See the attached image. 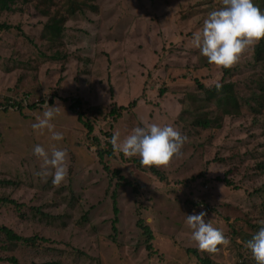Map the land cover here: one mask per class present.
Instances as JSON below:
<instances>
[{
  "label": "rangeland",
  "instance_id": "rangeland-1",
  "mask_svg": "<svg viewBox=\"0 0 264 264\" xmlns=\"http://www.w3.org/2000/svg\"><path fill=\"white\" fill-rule=\"evenodd\" d=\"M253 2L264 11L263 0ZM88 4L97 12L76 13L64 25L63 65L48 60L52 52L39 40L45 19L34 6L20 2L14 13L0 14V23L21 25L26 36L18 38L14 28L0 33V181L13 182L0 187V198L17 205L0 204V226L36 238L32 245L10 243L0 232V264L8 258L19 264H255L244 242L263 221L264 113L255 117L243 99L255 94L264 77V63L254 61L264 39L222 79L223 67L208 63L192 41L221 0ZM217 84L227 90L234 85L240 116L224 118L220 128L193 127L195 115L215 112L199 85ZM6 99L21 111L3 112ZM69 99L83 106L71 112ZM49 101L58 107L52 122L63 134L59 142L31 127ZM131 102L134 107L113 121L110 110ZM142 122L173 126L187 137L183 154L167 166L149 167L114 149L99 163L97 153L110 151L109 134L123 139ZM84 124L92 127L90 135ZM37 144L49 157L53 147L66 150L68 175L61 184H52L51 168L33 154ZM201 211L229 240L212 254L198 249L185 223V215ZM139 220L153 234V253L145 249Z\"/></svg>",
  "mask_w": 264,
  "mask_h": 264
},
{
  "label": "clouds",
  "instance_id": "clouds-1",
  "mask_svg": "<svg viewBox=\"0 0 264 264\" xmlns=\"http://www.w3.org/2000/svg\"><path fill=\"white\" fill-rule=\"evenodd\" d=\"M261 39H264V11L253 0H221V6L208 13L203 20L202 29L192 37L193 46L199 49L207 62L223 68L236 64L245 50ZM219 87L217 84V88ZM75 100L78 99H69L70 111L74 103L72 101ZM51 103H46V110L36 118L31 127L35 134L41 135L47 131L52 141L59 142L63 134L54 130L52 122L58 115V107L49 106ZM13 108L18 111V105L10 101L6 109ZM73 111L74 109L71 112ZM186 140L187 137L171 125L142 122L141 126L134 127L123 139L114 134L111 143L123 156L139 157L141 165L159 167L167 166L174 158L181 156ZM33 154L51 168L53 185L66 180L68 169L65 149L53 147L49 157L44 148L37 144L33 147ZM43 174H49L47 168ZM205 215L203 211L185 215V223L191 230V239L198 249L212 254L219 250L218 245H227L229 240L219 228L205 221ZM260 225L251 238L244 242L255 264H264V221H260Z\"/></svg>",
  "mask_w": 264,
  "mask_h": 264
},
{
  "label": "trees",
  "instance_id": "trees-1",
  "mask_svg": "<svg viewBox=\"0 0 264 264\" xmlns=\"http://www.w3.org/2000/svg\"><path fill=\"white\" fill-rule=\"evenodd\" d=\"M58 0H0V14L3 13H14L16 11L15 7L21 2V5H32L34 6V9L37 11V14L39 17L44 18L45 22L42 25V30L39 36L40 42H45L47 44V49L49 52H52V56L48 58V60L54 61L56 63H65V60L67 58V47L64 45L62 41V34L64 32V25L67 22L69 18H71L76 13H83L85 10H91L93 12H97V7L90 6L88 4V1L91 0H64V2L60 3L57 2ZM264 4V0H263ZM95 7V8H94ZM20 11V10H17ZM11 28L15 29V32L17 33V37H21V39H26V36L24 35V32L22 30L21 25H17L15 27H11L7 23H0V33L1 32H9ZM260 44V43H259ZM258 44V45H259ZM60 48L62 50L60 51ZM254 61L256 64L264 63V49L262 46H256L254 49ZM44 54L41 56L43 57ZM45 56V55H44ZM46 57V56H45ZM35 61V60H34ZM36 63V62H35ZM16 68L20 67L21 65L15 64ZM61 65V66H62ZM33 68V67H32ZM14 69V68H12ZM223 72V78L225 77H231L232 72L230 71V68H222ZM232 85V86H231ZM230 89L227 90V86H222L221 88H213L209 89L203 86L199 85V88L202 90V95L204 96V100L210 104L215 106V112H204L203 114L195 115L192 126L195 128H199L201 130H207L210 128H220L221 123L224 120V118L228 117H239L241 114V106L239 103V96L234 93V85L231 84ZM217 87V86H216ZM225 89V90H224ZM259 93L260 96L256 97ZM55 93L53 97H55ZM262 96V98H261ZM264 77L261 75L258 78V81L256 83V91L255 94L251 97H247L243 99V103L246 107L251 109V113L258 117L260 114L264 113ZM208 99V100H206ZM64 100V99H62ZM10 100L6 99L3 103H1V106L4 108L3 112H8L6 109ZM74 102L71 105V109L75 108H81L83 106V103L80 100L72 101ZM251 102L253 104H251ZM16 103V102H15ZM43 102L41 101V104ZM51 103V102H50ZM14 104V102H13ZM34 108L35 105L29 106V108ZM129 107H134V102H131L128 104V106H118L114 107L110 110L109 116L113 119H117L120 116V113L122 111H125ZM18 111H21V108L18 106ZM80 120V117H79ZM256 122H259L257 120ZM84 126L87 129V133L90 135L93 131L92 127L88 124H84ZM108 138H112V135H108ZM110 151H99L97 153L99 163H101V160L103 159L104 153H107V156H111L112 152L114 151V148L112 144H108ZM138 163V162H137ZM104 169L107 171L108 168L104 166ZM152 170V169H151ZM152 172L155 175H158V173L155 170H152ZM120 173L118 171H113L112 175L118 176ZM122 179V178H120ZM123 180V179H122ZM220 180V179H216ZM127 186H130V183L124 182ZM230 183V182H229ZM228 181H225V184L229 186L230 184ZM13 182L8 180L0 181V187H8L12 186ZM11 204L14 206H17L15 202L8 198H0V204ZM261 207H264V204H261ZM113 212L114 214L117 213L116 209V202L114 201L113 197ZM260 215L263 218L264 221V210L260 213ZM84 220V217H82ZM113 223H116V220H114ZM138 229L141 231L142 236H144V243H145V249L146 251L153 253L151 242L153 241V234L150 231V228L146 226L141 220H139L137 223ZM260 224H257L255 228L253 229L254 233L258 230L260 227ZM0 232L3 234L6 240H8L10 243H24L32 245L35 243L36 238H23L20 237L13 232L10 231V229L0 226ZM253 233V234H254ZM252 234V235H253ZM251 235V236H252ZM39 241L45 242L44 239H40ZM191 253H193L196 256V252L191 250ZM1 261H6L8 264H19L14 258H8ZM202 262V264H208V260L201 259L199 260ZM49 264V263H48ZM53 264V263H51ZM57 264V263H54Z\"/></svg>",
  "mask_w": 264,
  "mask_h": 264
}]
</instances>
